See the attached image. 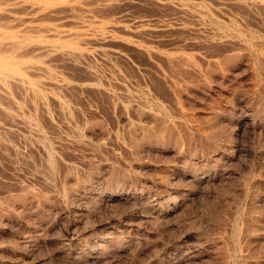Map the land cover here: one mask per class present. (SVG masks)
I'll list each match as a JSON object with an SVG mask.
<instances>
[{"label": "rangeland", "instance_id": "rangeland-1", "mask_svg": "<svg viewBox=\"0 0 264 264\" xmlns=\"http://www.w3.org/2000/svg\"><path fill=\"white\" fill-rule=\"evenodd\" d=\"M18 1L0 264H264V0Z\"/></svg>", "mask_w": 264, "mask_h": 264}, {"label": "bare ground", "instance_id": "bare-ground-1", "mask_svg": "<svg viewBox=\"0 0 264 264\" xmlns=\"http://www.w3.org/2000/svg\"><path fill=\"white\" fill-rule=\"evenodd\" d=\"M3 1H5V0H3ZM18 1V0H17ZM6 2H8V1H6ZM19 2V1H18ZM24 2V1H23ZM10 3V2H9ZM17 3V2H16ZM21 3V2H20ZM27 4V3H26ZM1 6V5H0ZM38 9V8H37ZM8 11V10H7ZM10 11V10H9ZM35 12V11H34ZM47 12V11H46ZM6 19V18H5Z\"/></svg>", "mask_w": 264, "mask_h": 264}]
</instances>
